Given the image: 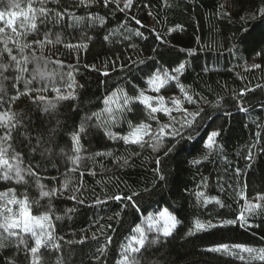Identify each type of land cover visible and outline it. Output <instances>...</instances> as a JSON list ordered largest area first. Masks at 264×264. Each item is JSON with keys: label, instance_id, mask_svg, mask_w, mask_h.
Wrapping results in <instances>:
<instances>
[{"label": "trees", "instance_id": "obj_1", "mask_svg": "<svg viewBox=\"0 0 264 264\" xmlns=\"http://www.w3.org/2000/svg\"><path fill=\"white\" fill-rule=\"evenodd\" d=\"M29 2L30 0H0V12H4L7 20L9 12L27 11ZM32 2L33 7L40 6L35 0ZM93 3L94 7L88 9L74 7L73 0H48L46 7L54 11L68 8L78 17L94 13L98 18L106 20L103 31L100 29L99 19L95 22L94 30L85 26L88 23L85 19L74 28L63 24L49 25L48 28L40 29L39 36L35 33L13 36L10 29L0 34V40L12 37L23 44L43 38L44 33L49 32L52 43L45 44L43 48L37 46L34 50H25V55L34 52L37 57H43L29 65V72L38 69L51 74V79L41 82L38 78L33 81L31 85L33 95H43L48 100H54L56 93L51 91V88H60L62 93L67 95L70 91L67 84L72 83L77 97L72 101H59L56 109L48 113L43 111V103L39 105L38 110V105L32 102L33 96L29 95L20 96L14 103L6 106L17 114L23 113V123L28 129V132H25L24 128H20L15 133L12 147L24 155V167L29 165L34 169L38 167L39 172L38 178L25 177L26 185H17L14 181H0V192L15 188L17 198L23 199L27 194L33 215L47 212L52 217V235L56 242L60 243L61 250L58 251L51 246L42 247L39 251L42 264H62L59 260L61 255L69 264H95L93 253L105 246L108 236L112 237V241L107 245L103 253L104 259L100 264H118L122 259L121 247L131 235L129 225L135 217L131 208L122 210L121 202L113 201L110 197L131 192L141 193L136 198L142 209L137 214L139 220L136 223L144 227L146 232L147 224L143 222V218L164 207H169L181 221L173 236L168 238L161 236L158 243L148 244L146 250L137 254L136 258L140 264H244L231 256L209 254L203 249L214 242L245 244L255 249L264 248V214L248 216L245 227H240L238 223L223 230H213L211 236L200 233L186 237L185 233L196 218L213 219L214 222L217 219L234 218L232 214H238L243 209L244 201L240 198L242 191H245L248 200L253 202L258 192H264V152L261 151V148H264V57L256 55L259 48L248 52L230 51L234 42L226 40L239 27V17L245 15L249 9L260 7V0H236L235 7L232 6L233 0H167V6L165 0H133L134 6L123 13L116 11L114 4L103 7L100 0H93ZM119 3L121 6L122 0H119ZM222 4L225 5L223 10L220 8ZM221 11L228 12L230 19L221 15ZM136 20L141 23L137 25ZM15 23L19 26L22 17H18ZM0 27H6L5 23L0 22ZM245 27H251V24H245ZM169 29L175 31H167ZM21 31L22 29L18 27V32ZM136 31H140L142 37H136L134 34ZM157 32L172 48V58L178 56L181 62L186 63V71L180 82L185 85L189 95L202 98L198 106L205 109L196 127L185 131L184 139L181 141L184 151L179 160L187 157L188 162L180 163L174 154L164 157L161 153V168L166 180L156 182L153 186L156 153L153 152L151 145L156 141L146 137L148 143L141 148L138 145H125L121 140H111L103 135V132L125 135L129 130L127 123L102 129L93 126L92 131L82 140L83 148L79 153L81 160L75 166L64 155L54 156L49 161L47 156L41 158L39 152L35 154L31 152L24 136L28 134L36 136L37 129L46 135L47 130L56 127V122L59 121L61 131L58 136L62 137V140L57 151L63 150L69 156L73 155L69 138L74 122L78 125L81 117L97 112L101 113L100 119L93 124L103 123L106 119V114L102 111L105 107L104 96L106 94L111 96V93L117 92L118 89L130 87L123 79L127 73L126 70L120 71L121 63L131 66L129 57L132 60L143 59L151 54V48H159V41L155 40ZM103 35H108L109 39L101 43ZM57 36L59 42H56ZM130 44L135 47H129ZM3 47L0 43V52L3 51ZM188 48L195 49L192 56L186 51H179ZM117 57L119 60L115 65H109V62L116 60ZM57 61L61 63L57 64ZM253 61L261 67L252 68ZM7 63V55H0V64ZM103 71H108L110 75L103 77L100 75ZM69 72L72 73L71 80L67 75ZM6 75L8 81L14 82V73L9 72ZM135 75L140 74L137 72ZM25 77L29 78L28 73H25ZM8 81L0 80V89L7 95H15L12 83ZM41 83L50 90L37 93L35 89L40 87ZM18 87L21 92L25 91L22 81ZM140 87L147 88V85L140 84ZM242 91L244 95L240 96ZM159 96L164 97L169 108L173 107L169 101L175 97L181 99L190 111L194 110L193 105L183 101V96L174 82L162 88ZM219 98H223L219 108H212L211 104ZM240 106L247 111H240ZM142 111L144 115H141ZM146 115L144 106L136 104L134 113L130 114L128 119L134 124L139 120L147 123L149 121L145 119ZM156 115L162 124L169 122L170 117L164 113ZM172 116L178 121L182 119L175 111ZM156 127L157 125L152 123L153 130ZM214 130L221 131L217 144L223 146V152L217 150V154L210 156L209 162L203 159L207 153L202 141L206 139L207 133ZM257 133H260L259 143L253 150L255 159L249 169L243 156L249 146L257 144ZM189 136L192 138L189 139ZM31 143L35 144V140ZM165 143L171 144L175 141ZM97 153L101 155H96ZM193 159H199L201 163L193 164L191 163ZM124 160H128L129 163L121 166ZM237 166L242 169L244 175L238 181H234L233 169ZM80 173L84 175L81 176ZM244 183L247 184V189H243ZM39 185L44 186L43 191L60 188L63 195L51 199L42 197ZM145 188L149 191L144 192ZM198 191H203L205 197L210 200L219 199L225 207L221 208L214 201L207 205L197 203L195 193ZM73 195L77 196L78 200H83L84 204L79 205L69 199ZM97 198L106 203L96 204ZM2 204L3 199H0V205ZM12 207L15 211L16 206ZM70 208H76L77 212L66 215L67 209ZM143 209H147V212ZM118 212L120 216L115 215ZM56 216H60V219L57 220ZM109 224L111 228L107 227ZM15 231L20 234L24 244L29 247L34 245L30 233ZM6 235L0 229V240L5 239ZM154 235L149 233V238H153ZM69 241L72 242L71 245ZM17 244L19 241L13 238L7 246L0 247V264H30L32 257L26 253L24 244H21L19 249L16 247ZM251 264L264 262L253 260Z\"/></svg>", "mask_w": 264, "mask_h": 264}, {"label": "snow or ice", "instance_id": "obj_2", "mask_svg": "<svg viewBox=\"0 0 264 264\" xmlns=\"http://www.w3.org/2000/svg\"><path fill=\"white\" fill-rule=\"evenodd\" d=\"M35 2L40 6L33 7V2L30 0L27 6V11L9 12L7 20H5L4 12H0V22L5 23L6 25V27H0V34L6 33V29H10L13 36H23L27 33H35L39 36L40 29L48 28L49 25L57 26L63 24L66 27L74 28L85 19L88 22L85 26L89 29L94 30L96 28L95 22L97 19H99L101 31L104 30V26L106 25V20L98 18L94 13H88L86 17H78L70 12L68 8H60L58 11H54L46 7L48 0H35ZM100 2L103 7H109L114 4L115 10L121 13L134 6L133 0H124L122 7L120 6L119 0H100ZM235 3L236 0H233V7H235ZM260 4V7L249 9L245 15L239 17L240 24L239 27H237L236 32L226 38V40L234 42L230 51L242 50L248 52L249 50L256 51V48H259V51H256V55L264 57V0H260ZM73 6L90 9L94 7V3L93 0H73ZM165 6H167V0H165ZM13 7L19 6L13 5ZM57 8H59V4H57ZM220 8L223 10L225 5H220ZM221 15L230 19V14L226 11H221ZM18 17H22V23L19 26L15 23ZM252 21H259V23L253 24L251 23ZM135 23L139 25L141 22L136 20ZM245 24H251V27H245ZM18 27L22 29L21 32H18ZM257 29H259V31H257ZM167 31H175V29H169ZM134 34L136 37H142L143 35L140 31H136ZM108 39V35H103L101 43H104ZM155 40L159 41V48H151L150 55L143 59L135 60H132L131 57H129L131 66L121 63L120 71L126 70L127 74L123 79L130 87L127 89H118L117 92H112L111 96L108 94L104 96L103 104L105 107L102 111L106 114V119L103 123L93 124L94 121L100 119L101 113L97 112H93L90 115L86 114L81 117L78 125L74 122L72 129L70 130L69 138L70 149L73 155L69 156L67 153H64L63 150L60 152L57 151L60 149V143L62 140V137L58 136L61 131L59 121L56 122V127L47 130L46 135L44 132L37 129L36 136H31L30 134L24 136V140L28 142V148L31 152L33 154L39 152L41 158L47 156L49 161L54 156L58 157L64 155L67 160L75 166L81 160L79 153L83 148L82 140H84L88 133L92 131L93 126L97 129H102L120 123H127L129 130L125 135H115L111 132H103V135L108 136L111 140H121L125 145H138L141 148L145 147L148 143L146 137L156 141V143L151 145L153 152L156 153V158L154 160L155 167L153 169V186H155L156 182H164L166 180V176L161 168V153L164 157H169L174 154L175 158H177L180 163L188 162L187 157H184L183 160H179L184 151L181 141L184 139L185 131H190L196 127L197 122L202 118L205 109L198 106L199 100L202 98L198 99L194 95H189L188 91H186L185 85L180 82L186 71V63L181 62L178 56L175 57V59L172 58L173 50L168 46L167 41L160 33L157 32L155 34ZM52 42L49 32H45L43 38H37L32 43L21 44L17 40L12 39V37L0 40V43L4 46L0 55L6 54L8 57L7 64H0V80L8 81L6 73H14V82H8L12 83V90L15 92V95H7L2 89H0V108L4 109L0 110V181H14L17 185H26L27 180L25 177L38 178L37 174L39 172L38 167L35 169L31 165L24 167V155L12 147L15 133L19 131L20 128H24L25 132H28V129L23 123V113L17 114L6 106L14 103L20 96L29 95L33 96L32 102L38 105V110L39 105L43 103V111L48 113L51 110L56 109L59 101H72L77 98L75 87L72 83L67 84V88L70 89L67 95L63 94L60 88H51V91L56 93L54 100H48L43 95H33L31 87L33 81L38 78L41 82L45 79H51V74L39 71L38 69H33L32 72H29V65L38 62L43 59V57H37L34 52L25 55V50H34L37 46L43 48L45 44ZM56 42H59V36H57ZM10 44L12 45L11 47L9 46ZM66 46L86 47V45ZM129 47L134 48L135 46L130 44ZM179 51H186L189 56H192L195 49L188 48L180 49ZM14 52L17 54H13ZM117 60H119L118 57L116 60L110 61L109 65H115ZM56 63L60 64L61 62L57 61ZM109 65H106V67ZM92 67L95 69V65ZM251 67L260 68L261 65L253 64ZM137 72L140 75H135ZM25 73H28L29 78L25 77ZM67 75L69 80H71L72 73L69 72ZM100 75L108 77L110 73L108 71H103ZM21 81L25 88V91L23 92H21L18 87ZM102 82L106 83V81ZM170 82H174L175 87L183 96V101L187 104L193 105L194 110L190 111L184 106V103H182L179 98H171L169 102L173 107L169 108L166 106L163 96L146 94L149 90L159 93L160 90ZM140 84H146L147 88H141ZM49 90L50 89L43 83H41L40 87L35 89L37 93ZM118 92H123V95L117 99ZM243 95L244 91L240 93V96ZM6 96L7 98H5ZM222 99L223 98L217 99L214 104H211V107L218 109L221 105ZM204 102L209 103L208 101ZM113 104H115V107H112ZM136 104L144 106V109L147 111L145 119L149 122L146 123L144 120H139L138 123L134 124L128 119V116L134 113ZM239 110L247 111V109L242 106H240ZM173 111L179 113L182 119L179 121L176 120L175 117L172 116ZM161 112L170 117L168 123L162 124L157 118L156 114ZM77 115H79L78 111ZM141 115H144L143 111L141 112ZM152 123L157 125L155 130L152 128ZM220 135L221 131L216 130L206 134V139H203L202 141L203 147L207 153L203 157L204 160L211 162L209 158L210 156L217 154V150H219L220 153L223 152V146L217 144V138L220 137ZM188 138L191 139L192 137L189 136ZM259 138L260 133H257V144L249 146L245 150L243 156L249 169L252 167L255 159L253 150L257 147ZM32 140H35V144L31 143ZM165 141H175V143L169 144L165 143ZM261 151L264 152V148H261ZM96 155L101 154L97 153ZM108 155H111V153H108ZM224 159H226V156ZM128 163V160H124L123 165L121 166H126ZM191 163L199 165L201 160L193 159ZM92 174L94 175L95 173ZM225 174H227V170L225 171ZM80 175L83 176L84 173H80ZM217 175H219V173H217ZM243 175L244 172L239 166H237L233 169L232 179L238 181ZM53 179H55V177ZM203 180L204 178L202 177V181ZM66 186L67 185H65V187ZM39 187L41 188L40 195L42 197H48L51 199L63 195V191L60 188H52L49 191H43L42 189L44 186L39 185ZM243 189H247L246 183L243 184ZM77 191H79V189H77ZM143 191L148 192L149 189L145 188ZM140 195L141 193L139 192H131V194H115L110 197L113 201L121 202L123 205L122 210L131 208L135 217L132 224L129 225V231L132 235H130L127 244L121 247L120 256L122 259L118 261V264H140V261L136 258L137 254L141 253L142 250H146L148 244L158 243L161 236L164 238L173 236L174 231L181 223L177 216L169 210V207H164L158 210L155 214L146 215V232L144 227H141L136 223V221L139 220V215L137 214L142 211L136 200ZM8 197H10V199H8ZM195 198L197 203L207 205L214 201L221 208L225 207V205L217 198H212L211 200L206 198L203 191L196 192ZM240 198L244 201L243 209L238 214L233 213L232 215L234 218L217 219L215 222L213 219L201 220L196 218L192 221L185 236L192 237L200 233L211 236L213 235V230H223L228 226L236 225L238 223L240 227H245L248 216L256 215L257 213L264 214V192H258L254 197V202L248 200L245 191L240 193ZM0 199H3V204L0 205V229L7 234L5 239L0 240V247L7 246L11 239L15 238L19 241V244L16 245L17 249H19L20 245L24 244V241L21 239L20 234L15 230H20L23 233H30L31 237L34 239L33 246L29 247L24 244L26 253H29L32 257L30 264H42L39 255V251L42 247L51 246L58 251L61 250L60 243L56 242L55 237L52 235V217L47 212L40 215H33L27 194L24 195L23 199H19L17 198L16 189L10 188L5 192H0ZM69 199L75 201L79 205L84 204V201L78 200L75 195L69 197ZM95 202L96 204L106 203V201H101L99 198H97ZM12 206H16L15 211ZM143 211L147 212V209H143ZM75 212H77L76 208H70L67 209L65 214L68 215ZM115 215L120 216V213L118 212ZM55 218L59 220L60 216H56ZM107 227L111 228V224ZM149 233L155 234L153 238H149ZM93 238H96L95 234ZM111 241L112 237H106L105 246L93 253L95 264H100L104 259L103 253L106 251L107 245L110 244ZM68 243L71 245L72 242L69 241ZM81 243H83V241H81ZM203 251L209 254L216 253L228 255L244 262V264H251L253 260L264 262V248L255 249L245 244L214 242L210 246L204 248ZM245 253L248 254L247 257L244 255ZM59 260L62 261V264H69V261L64 259L62 255Z\"/></svg>", "mask_w": 264, "mask_h": 264}, {"label": "rangeland", "instance_id": "obj_3", "mask_svg": "<svg viewBox=\"0 0 264 264\" xmlns=\"http://www.w3.org/2000/svg\"><path fill=\"white\" fill-rule=\"evenodd\" d=\"M123 2H124V0H122V4H121V6H123ZM251 64L253 65V64H256V63L253 61V62H251ZM146 94H147V95H159V93L152 92L151 90L147 91ZM120 96H122V94H119V93H118V97H117V99H118ZM113 106L115 107V104H113ZM159 210H160V209H159ZM157 211H158V210H157ZM157 211L152 212V213H150V214H155ZM145 217H146V216H145ZM145 217L143 218V222L147 224V221H146ZM131 235H132V233H131ZM129 237H130V236H129ZM129 237H128V239H129ZM128 239H127V241L125 242V245L127 244ZM245 254L248 255L247 253H245Z\"/></svg>", "mask_w": 264, "mask_h": 264}, {"label": "bare ground", "instance_id": "obj_4", "mask_svg": "<svg viewBox=\"0 0 264 264\" xmlns=\"http://www.w3.org/2000/svg\"><path fill=\"white\" fill-rule=\"evenodd\" d=\"M123 95V94H122Z\"/></svg>", "mask_w": 264, "mask_h": 264}]
</instances>
